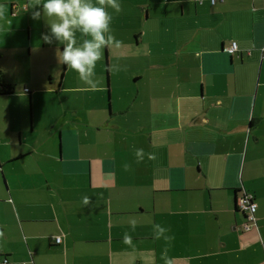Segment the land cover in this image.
<instances>
[{
    "label": "crops",
    "instance_id": "1",
    "mask_svg": "<svg viewBox=\"0 0 264 264\" xmlns=\"http://www.w3.org/2000/svg\"><path fill=\"white\" fill-rule=\"evenodd\" d=\"M118 3L120 13L107 11L120 45L105 48L93 88L58 62L63 45L43 41L51 21L42 7L34 20L29 0H0V79L10 87L0 100L20 87L27 106L39 92L67 103L44 112L53 115L38 125L44 148L21 150L13 125L19 142L0 157V256L6 264H165L167 248L171 264H264V0ZM86 38L77 31V46ZM135 48L146 55L128 79L135 95L112 107L116 53ZM242 191L256 204L248 228L235 208Z\"/></svg>",
    "mask_w": 264,
    "mask_h": 264
},
{
    "label": "clouds",
    "instance_id": "2",
    "mask_svg": "<svg viewBox=\"0 0 264 264\" xmlns=\"http://www.w3.org/2000/svg\"><path fill=\"white\" fill-rule=\"evenodd\" d=\"M99 5V6H96ZM43 14L49 18L50 33L43 34L42 39L45 43L51 44L52 38L63 45V51L59 47L55 50L56 58L60 64L78 73L79 79L85 84L95 88V68L98 61L104 58V50L110 46H119L120 42L115 39L112 33V16L107 8H112L118 14L122 11L118 0H96L93 4L91 0H29L27 9H33L32 19L38 20ZM7 8L0 4V20L6 18ZM87 37L80 46H77L76 32ZM142 151V150H138ZM128 165H125V170ZM85 206L90 204V198L84 197ZM133 230L135 221H131ZM159 225H154L158 227ZM167 231V230H164ZM3 231L0 230V238H3ZM155 239L161 236L154 235ZM167 238L166 240H170ZM124 242L130 244L131 237L125 233ZM167 248L162 253L161 258L165 264H171L168 259Z\"/></svg>",
    "mask_w": 264,
    "mask_h": 264
},
{
    "label": "rangeland",
    "instance_id": "3",
    "mask_svg": "<svg viewBox=\"0 0 264 264\" xmlns=\"http://www.w3.org/2000/svg\"><path fill=\"white\" fill-rule=\"evenodd\" d=\"M145 52H141L140 48L135 49H129L128 51H118L116 53L115 57V65L112 70V87L109 85V100L112 98V107H117V105H128L135 95L136 90V82H130L131 80H128L132 71V67H134L139 60L138 65H140L145 60ZM115 74V75H114ZM107 86V84H106ZM36 89H38V85L35 84ZM20 89V87H19ZM14 90L16 94H18L16 97L12 95L7 100H0V139L2 137H7L6 134L9 135L7 142H0V157L4 156V148L7 149V147L14 148V145H16L15 136L18 131H20V149L25 150L27 147L31 146H37L44 148L45 145H37L39 144V140L41 139L42 135L44 134V131L41 130L38 125H45L47 121L49 120V117L51 119L53 118L52 112L49 116L48 113H44L46 111H49L50 108L53 110V108H58L60 106V100L64 106H67V103L65 104L64 95L62 93L55 94L53 96L46 95L44 98L41 94V92L37 93L36 95H31L30 99V114H31V125H29V117H28V106H27V93L20 90ZM37 91V90H36ZM112 91V93H111ZM54 92H51L53 94ZM93 95L92 92H89ZM107 95V93H106ZM67 96V95H66ZM68 97V96H67ZM104 98L102 97V102ZM107 97L106 101V108L107 110L110 107V102ZM109 103V105H108ZM44 105H48V109L44 108ZM16 107V108H15ZM16 123V128H19L20 130L15 131V128L13 125ZM8 130L7 133H5L4 130ZM54 143V137L52 135L50 136V142L49 144L51 151H53V144ZM29 149V148H28ZM55 149V146H54ZM22 171L23 166L19 165L17 166Z\"/></svg>",
    "mask_w": 264,
    "mask_h": 264
},
{
    "label": "built area",
    "instance_id": "4",
    "mask_svg": "<svg viewBox=\"0 0 264 264\" xmlns=\"http://www.w3.org/2000/svg\"><path fill=\"white\" fill-rule=\"evenodd\" d=\"M210 2L213 3L214 0H210ZM223 49L229 54L236 52L237 51L236 41L229 40L228 43L223 46ZM235 205L244 214V220L241 223L242 226L244 228H248L250 226L249 221H253L254 218L253 211L256 205L253 199V195L247 191L240 192L238 196L235 198ZM59 239L60 236L56 235L55 241H58ZM6 262L7 259L5 257L0 256V264H6Z\"/></svg>",
    "mask_w": 264,
    "mask_h": 264
},
{
    "label": "trees",
    "instance_id": "5",
    "mask_svg": "<svg viewBox=\"0 0 264 264\" xmlns=\"http://www.w3.org/2000/svg\"><path fill=\"white\" fill-rule=\"evenodd\" d=\"M27 89V88H26ZM26 89H24V90H26ZM8 92H10V87L7 85V84H4L2 81H1V79H0V94H3V93H8ZM235 208H237L236 207V205H235ZM238 209V208H237ZM244 215V214H243Z\"/></svg>",
    "mask_w": 264,
    "mask_h": 264
},
{
    "label": "water",
    "instance_id": "6",
    "mask_svg": "<svg viewBox=\"0 0 264 264\" xmlns=\"http://www.w3.org/2000/svg\"><path fill=\"white\" fill-rule=\"evenodd\" d=\"M28 99H29V97H28ZM29 108H28V117H30V106H28ZM30 119V118H29Z\"/></svg>",
    "mask_w": 264,
    "mask_h": 264
}]
</instances>
